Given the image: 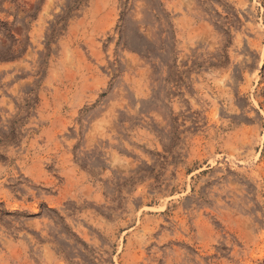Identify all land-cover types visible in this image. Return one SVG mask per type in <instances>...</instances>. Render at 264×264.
<instances>
[{"label": "rangeland", "instance_id": "rangeland-1", "mask_svg": "<svg viewBox=\"0 0 264 264\" xmlns=\"http://www.w3.org/2000/svg\"><path fill=\"white\" fill-rule=\"evenodd\" d=\"M0 264H264V0H0Z\"/></svg>", "mask_w": 264, "mask_h": 264}, {"label": "bare ground", "instance_id": "bare-ground-1", "mask_svg": "<svg viewBox=\"0 0 264 264\" xmlns=\"http://www.w3.org/2000/svg\"><path fill=\"white\" fill-rule=\"evenodd\" d=\"M262 64H263V62L260 63V65H262Z\"/></svg>", "mask_w": 264, "mask_h": 264}]
</instances>
